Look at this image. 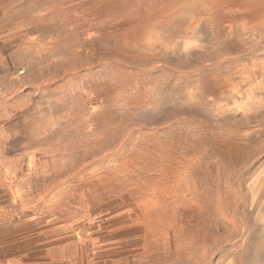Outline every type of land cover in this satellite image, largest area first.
I'll list each match as a JSON object with an SVG mask.
<instances>
[{"label": "rangeland", "instance_id": "374dc122", "mask_svg": "<svg viewBox=\"0 0 264 264\" xmlns=\"http://www.w3.org/2000/svg\"><path fill=\"white\" fill-rule=\"evenodd\" d=\"M236 10L0 0V264H264V23Z\"/></svg>", "mask_w": 264, "mask_h": 264}, {"label": "bare ground", "instance_id": "6f19581e", "mask_svg": "<svg viewBox=\"0 0 264 264\" xmlns=\"http://www.w3.org/2000/svg\"><path fill=\"white\" fill-rule=\"evenodd\" d=\"M106 2L110 6L119 5V6H123V7H129V6H131L133 0H106ZM162 3H163V11L158 16V19L167 20L170 18H175L178 15H184V14L188 13L190 11L191 7L196 4V0H162ZM218 5H232V6L236 7L237 10L235 11L234 15L237 18V20H239V21H247V22L253 23L256 26H259L262 23H264V0H218ZM131 19H133V18H131ZM128 22H129V20H128ZM133 22L144 23V22H146V18L143 14H139L136 18V21H133ZM160 33H161V29L159 27H148L147 29H145L143 31H133L130 34V36L133 39H138V40H142V41H150V40H152V38H154L156 36L157 37L160 36ZM262 180H263V176L258 177L257 178V184L261 183ZM254 188H255V186H252V190ZM61 241H63V240H61ZM118 254H120V253H118ZM83 264H85L84 261H83Z\"/></svg>", "mask_w": 264, "mask_h": 264}]
</instances>
